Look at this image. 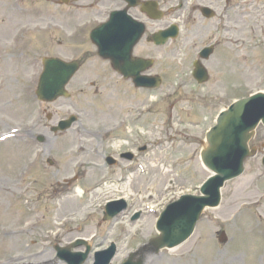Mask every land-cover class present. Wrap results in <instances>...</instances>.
Wrapping results in <instances>:
<instances>
[{"label": "rangeland", "instance_id": "obj_1", "mask_svg": "<svg viewBox=\"0 0 264 264\" xmlns=\"http://www.w3.org/2000/svg\"><path fill=\"white\" fill-rule=\"evenodd\" d=\"M16 1L28 11L16 13L12 5ZM208 1L222 7L219 16L210 21L198 18L196 22L201 23L194 31L190 30L191 23L183 24L180 37L188 45L181 51L171 45L143 51L156 57L150 72L163 78L160 90L147 92L133 91L129 83H116L106 70L111 71L97 57L89 38L97 22H92L86 34L73 29L93 19L89 9L83 10L87 15L78 19L65 15L66 7L44 0H0V131L21 124L48 138L38 143L29 131L27 138L0 146V262L42 264L55 256V244L89 237L92 251L114 241L118 253L112 264H119L157 235L156 215L148 213L146 205L161 212L180 194L198 192V186L210 175L201 163V141L215 124V117L234 99L264 89V0L250 6L238 5L241 0H229L228 4L224 0ZM166 2L162 8L168 10L177 0ZM97 8L103 10L97 19L104 18L107 6ZM30 10L37 13L31 15ZM247 11L252 13L244 14ZM167 18L169 21V15ZM219 22L217 32L214 24ZM207 23L211 25L208 30ZM226 26L231 29L226 31ZM218 38L222 44L205 62L210 80L198 85L191 77V51L208 39ZM44 56L84 61L68 86L74 94L72 99L60 98L43 105L35 102L34 89ZM102 69L113 83L100 87L96 79L87 85L80 82ZM178 80L186 81L184 91L172 97ZM42 109L50 113L52 122L74 111L81 118L74 128L55 137L45 132L50 121ZM138 113H143L142 117ZM113 124L123 126L105 139L82 136L85 149L79 152L74 140L77 131H98ZM251 144L259 146L260 152L247 161L241 177L226 183L220 206L205 212L186 242L153 253L146 264H264L263 126ZM143 145L147 150L138 151ZM125 148L135 155L129 162V173L126 164L119 168L105 164L104 152L115 154ZM103 182L105 185L100 186ZM78 187L83 193L77 192ZM121 196L127 197L130 211L104 221L105 202ZM136 212L140 217L132 220ZM21 227L27 231L12 233ZM220 230L228 235L226 243L218 241ZM92 259L93 253L85 264Z\"/></svg>", "mask_w": 264, "mask_h": 264}, {"label": "water", "instance_id": "obj_2", "mask_svg": "<svg viewBox=\"0 0 264 264\" xmlns=\"http://www.w3.org/2000/svg\"><path fill=\"white\" fill-rule=\"evenodd\" d=\"M105 25H109V23ZM172 31L170 30V32ZM141 33L142 30H140L138 37ZM93 40L98 44L100 54L111 58L113 61L111 29L108 28L107 31L101 32L100 38L93 36ZM132 61V67L135 68L131 71H122L133 76L137 85L147 86L150 84L148 82H155L152 78L147 79L140 76V71L143 68H138L140 63L150 64L151 62L142 59ZM44 62L46 69L41 81L40 93L47 99L53 100L61 94V90L74 72L76 64L62 63L56 59H44ZM199 73L202 74L201 81L207 79L206 71L203 68L199 70ZM146 79L147 82H144ZM71 122L72 119H69L66 123H61V127L69 126ZM260 122L264 125V93L243 98L221 113L218 124L207 134V143L203 145L201 152L203 161L216 175L211 177L203 186L202 195L197 197L186 196L171 204L162 213L157 225L160 235L151 241L152 246L141 247L137 252L131 254V258L123 264H144L149 252H158L162 248L175 247L193 233L203 210L207 206H217L220 203V188L224 182L241 174L244 170V161L256 154V148L250 149L248 143ZM262 162L264 164V158ZM121 208L122 205L116 210L109 211L106 218H111ZM222 236L221 239L225 240L224 233ZM113 250L114 248L111 249V252ZM89 251L90 247L88 246L86 253L80 254L81 259L77 261V264L86 258ZM138 254L141 255L140 258L133 261V258Z\"/></svg>", "mask_w": 264, "mask_h": 264}, {"label": "flooded vegetation", "instance_id": "obj_3", "mask_svg": "<svg viewBox=\"0 0 264 264\" xmlns=\"http://www.w3.org/2000/svg\"><path fill=\"white\" fill-rule=\"evenodd\" d=\"M198 3H200V4H195V5H193L191 8H192V15L196 12L198 15H197V17H194V18H201V19H206V17H204L203 16V14H202V11H201V9H202V7L204 6V4L202 3L201 4V1L202 0H196ZM117 3L118 4H121V2H119V0H117ZM213 3V1H208L207 2V4L208 5H211ZM195 23H194V27H196V29H197V27L200 25V23L201 22H196V19H195V21H194ZM207 27L208 26H206L205 25V29H207ZM195 34H197V33H195ZM149 38V37H148ZM147 38V39H148ZM183 40V38H181V40H180V42H179V44H178V46H179V49L180 48H182L183 47V45L185 44V42L184 41H182ZM220 44H221V42H220Z\"/></svg>", "mask_w": 264, "mask_h": 264}, {"label": "bare ground", "instance_id": "obj_4", "mask_svg": "<svg viewBox=\"0 0 264 264\" xmlns=\"http://www.w3.org/2000/svg\"><path fill=\"white\" fill-rule=\"evenodd\" d=\"M84 149L82 148L81 149V151H83ZM162 179H164V176L163 175H161L160 176ZM99 191V190H98ZM79 194L80 193H82L83 192V190L81 189V188H78V191H77ZM97 194H99V193H97ZM63 200H66V198L65 199H63ZM72 201H74V200H71V201H69V203L71 204L72 203ZM76 201V200H75Z\"/></svg>", "mask_w": 264, "mask_h": 264}]
</instances>
